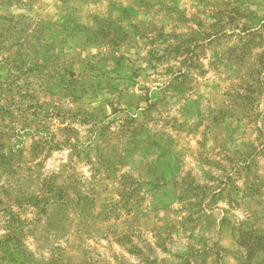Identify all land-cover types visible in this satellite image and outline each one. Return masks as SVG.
<instances>
[{
    "label": "rangeland",
    "instance_id": "rangeland-1",
    "mask_svg": "<svg viewBox=\"0 0 264 264\" xmlns=\"http://www.w3.org/2000/svg\"><path fill=\"white\" fill-rule=\"evenodd\" d=\"M0 264H264V0H0Z\"/></svg>",
    "mask_w": 264,
    "mask_h": 264
}]
</instances>
